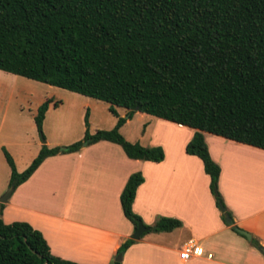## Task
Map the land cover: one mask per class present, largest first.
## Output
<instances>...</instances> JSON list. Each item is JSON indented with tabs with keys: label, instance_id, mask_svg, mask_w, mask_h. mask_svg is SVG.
Instances as JSON below:
<instances>
[{
	"label": "trees",
	"instance_id": "16d2710c",
	"mask_svg": "<svg viewBox=\"0 0 264 264\" xmlns=\"http://www.w3.org/2000/svg\"><path fill=\"white\" fill-rule=\"evenodd\" d=\"M0 70L107 102L117 117L111 129L86 128L69 145L43 144L21 172L3 148L14 189L47 156L101 140L119 144L132 159L163 160L161 146L122 135L126 118L116 107L126 109L127 118L141 112L195 129L185 151L201 158L219 207L220 168L203 132L264 149V0H0ZM49 103L34 116L41 137ZM87 119L86 113V126ZM142 182L140 172L131 174L120 197L135 228L141 217L132 202ZM143 225L147 232H167L181 222L158 217ZM133 242L126 239L118 254ZM251 244L262 249L255 238ZM44 263L79 264L54 255L27 222L0 217V264Z\"/></svg>",
	"mask_w": 264,
	"mask_h": 264
},
{
	"label": "crops",
	"instance_id": "0c3cea01",
	"mask_svg": "<svg viewBox=\"0 0 264 264\" xmlns=\"http://www.w3.org/2000/svg\"><path fill=\"white\" fill-rule=\"evenodd\" d=\"M50 107L51 103L43 126ZM35 114L25 133L15 132L13 126L4 136L0 133V151L3 156V148L10 153L19 172L29 166L43 143L57 146L40 140ZM137 114L150 115L135 112L133 116ZM194 132L156 117L143 146H161L164 159L159 162L129 158L119 144L107 140L77 152L47 156L7 201L0 202V217L5 223L27 222L42 233L54 255L79 264H264L262 251L232 229L237 226L249 232L264 249V149L203 132L208 153L220 168L217 192L233 220L231 226L211 191V178L201 158L185 151ZM135 172L141 173L143 182L137 187L132 210L141 222L152 225L158 217H168L179 220L181 226L146 232L118 254L135 230L120 201ZM9 180L10 173L0 182V197ZM189 240L197 250L183 259L180 253Z\"/></svg>",
	"mask_w": 264,
	"mask_h": 264
},
{
	"label": "rangeland",
	"instance_id": "374dc122",
	"mask_svg": "<svg viewBox=\"0 0 264 264\" xmlns=\"http://www.w3.org/2000/svg\"><path fill=\"white\" fill-rule=\"evenodd\" d=\"M0 78V133L9 132L13 126L15 132L25 133L32 122V114L37 112L38 104L49 100L51 107L46 114L40 140L65 146L81 139L86 128L90 133L99 129H111L117 121L109 111V104L82 94L52 86L23 76L1 71ZM121 117L127 118L124 108L117 107ZM88 125L85 124V115ZM155 116L138 114L129 119L122 128V135L128 141L146 144ZM47 145V143H43ZM10 173V167L0 151V182H4ZM9 187V186H8ZM5 189V191L8 189ZM4 191V192H5ZM116 259V258H115Z\"/></svg>",
	"mask_w": 264,
	"mask_h": 264
},
{
	"label": "water",
	"instance_id": "95a60500",
	"mask_svg": "<svg viewBox=\"0 0 264 264\" xmlns=\"http://www.w3.org/2000/svg\"><path fill=\"white\" fill-rule=\"evenodd\" d=\"M43 142H45V141H43ZM13 190H14V185H10L8 187V189L0 197V202L4 203L5 201H7V199L9 198L11 193L13 192ZM220 209H221V211H222V213L224 215L225 222L228 225L233 226V220H232L231 216L225 211L224 206L221 205ZM233 227L238 233L244 235L248 240H251L252 236H251V234L249 232H247L244 229H241V228H239L237 226H233ZM147 231H148V228L145 227L141 221H138L137 222V226H136L134 232L131 234L130 238L139 239L142 236V234L147 232ZM261 251L264 254V249L263 248L261 249ZM119 259H120V255L117 256L116 260H119Z\"/></svg>",
	"mask_w": 264,
	"mask_h": 264
},
{
	"label": "built area",
	"instance_id": "2783aa9c",
	"mask_svg": "<svg viewBox=\"0 0 264 264\" xmlns=\"http://www.w3.org/2000/svg\"><path fill=\"white\" fill-rule=\"evenodd\" d=\"M197 250L196 244L192 241L189 240L183 247L182 252L180 253L181 258L183 259H188L193 255Z\"/></svg>",
	"mask_w": 264,
	"mask_h": 264
}]
</instances>
